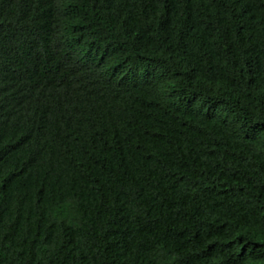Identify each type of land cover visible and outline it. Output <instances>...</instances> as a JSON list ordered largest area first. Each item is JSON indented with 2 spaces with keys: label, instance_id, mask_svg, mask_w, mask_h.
Here are the masks:
<instances>
[{
  "label": "trees",
  "instance_id": "obj_1",
  "mask_svg": "<svg viewBox=\"0 0 264 264\" xmlns=\"http://www.w3.org/2000/svg\"><path fill=\"white\" fill-rule=\"evenodd\" d=\"M0 264H264V0H0Z\"/></svg>",
  "mask_w": 264,
  "mask_h": 264
}]
</instances>
